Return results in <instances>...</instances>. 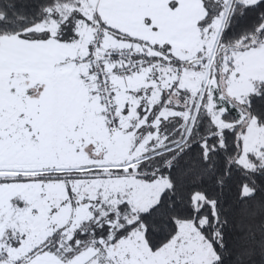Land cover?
Returning a JSON list of instances; mask_svg holds the SVG:
<instances>
[{
  "label": "snow or ice",
  "instance_id": "1",
  "mask_svg": "<svg viewBox=\"0 0 264 264\" xmlns=\"http://www.w3.org/2000/svg\"><path fill=\"white\" fill-rule=\"evenodd\" d=\"M0 264H264V0H0Z\"/></svg>",
  "mask_w": 264,
  "mask_h": 264
}]
</instances>
